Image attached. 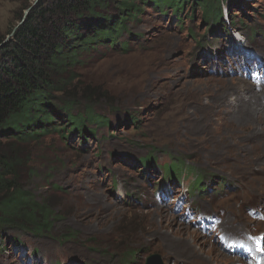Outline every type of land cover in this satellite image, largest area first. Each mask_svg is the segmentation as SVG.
<instances>
[{
  "label": "rangeland",
  "instance_id": "obj_1",
  "mask_svg": "<svg viewBox=\"0 0 264 264\" xmlns=\"http://www.w3.org/2000/svg\"><path fill=\"white\" fill-rule=\"evenodd\" d=\"M38 1L0 0V36ZM220 4L216 24L187 4L178 19L143 4L119 38L125 50L117 42L81 54L70 88L110 124L85 141L52 131L28 146L20 181L53 212L51 228L5 227L0 264H146L151 254L161 264H248L215 233L264 234V98L260 117L245 112L264 93V0ZM243 65L263 83L240 75ZM174 159L224 186L191 192L194 172L167 181L160 165ZM200 212L220 217L214 232L200 228Z\"/></svg>",
  "mask_w": 264,
  "mask_h": 264
},
{
  "label": "trees",
  "instance_id": "obj_2",
  "mask_svg": "<svg viewBox=\"0 0 264 264\" xmlns=\"http://www.w3.org/2000/svg\"><path fill=\"white\" fill-rule=\"evenodd\" d=\"M143 4L164 14L171 11L176 18L187 4L192 11L199 8L210 24L222 20L220 0H39L7 40L0 36V231L7 226L34 235L50 230L53 212L20 181L21 170L29 165L27 148L52 131L65 140L80 136L85 141L98 127L110 124L94 111L90 96L88 105H79L70 88L74 69L82 63L81 54L98 45L120 42L125 50L127 42L119 38ZM175 160L160 165L168 181L184 170L196 173L191 191L206 190V178L216 181L214 175H199ZM12 242L21 243L18 236Z\"/></svg>",
  "mask_w": 264,
  "mask_h": 264
},
{
  "label": "clouds",
  "instance_id": "obj_3",
  "mask_svg": "<svg viewBox=\"0 0 264 264\" xmlns=\"http://www.w3.org/2000/svg\"><path fill=\"white\" fill-rule=\"evenodd\" d=\"M259 65H261V64H259ZM259 65H257V66H259ZM264 65V64H263ZM249 67H250V65H243V68H242V71H240L239 72V74L240 75H244L243 73H244V71L245 70H248L249 71ZM246 68V69H245ZM245 69V70H244ZM245 76V75H244ZM250 78H251V74H249L248 75ZM252 79V78H251ZM253 80V79H252ZM256 84H260V83H256ZM187 168V167H186ZM186 171L187 170H184V176L185 175H188V174H190V173H192V172H190V173H186ZM195 173V172H194ZM196 175V174H195ZM200 175V174H199ZM162 176H163V172H162ZM164 177V176H163ZM181 177V176H180ZM180 177H177V176H175V177H173V179L172 180H174V178H176V179H180ZM165 178V177H164ZM195 178H196V176H195ZM195 178H194V180L193 181H195ZM167 180V179H166ZM172 180H170V181H172ZM168 181V180H167ZM192 181V182H193ZM205 181L206 182H209L210 180L207 178V179H205ZM219 181V183H217ZM218 181H214L213 183L214 184H216L217 186H220L221 185V182H223L224 183V181H220V179H218ZM192 182H189L188 183V186L190 185V183H192ZM162 185H167V184H162ZM188 186H187V189H188ZM216 186V187H217ZM215 187V188H216ZM207 189H208V187H207ZM207 189L206 190H202V191H207ZM188 190H190V189H188ZM191 191V190H190ZM200 191V190H199ZM162 192H164L165 193V190H163ZM191 192H193V191H191ZM161 195H164V196H161ZM165 197V194H162V193H159V195H158V198H159V200L160 201H164V198ZM184 202H182L181 203V205L183 204ZM185 204V203H184ZM193 208V207H192ZM192 208H190V204L188 203L186 206H185V214H187L188 216H192V213L193 212H195L196 210L195 209H192ZM250 210V209H249ZM256 211H259V212H263L264 211V206H263V208L262 209H260V210H256ZM203 214V215H202ZM202 215V216H201ZM213 215H215V216H218V215H216V214H212V215H208V214H206V212H200V213H198V215H197V222H198V225H200V228L202 229V230H205L208 226L211 228V230L214 232V230L215 229H217L218 228V225L217 226H215L214 228H212L215 224H216V217L215 216H213ZM201 216V217H200ZM219 217V216H218ZM219 219H220V217H219ZM220 222V221H219ZM223 234L225 237H226V239L228 240V241H230V242H232L233 240H239V239H243L244 237H245V235L244 236H239V237H237L236 235H227L226 233H224V232H217V233H215V235H216V237H217V240H218V244L222 247V248H224L228 253H233V254H235V255H237L239 258H242V257H240V255L238 254V252H237V250L236 251H232V250H230V246H228V244L226 243V242H221L220 241V239H219V237H218V234ZM251 234H253V233H251ZM233 237V238H230V237ZM158 255V254H157ZM148 257V256H147ZM160 257V256H159ZM242 259H244V258H242ZM146 263H147V258H146ZM160 264H161V257H160Z\"/></svg>",
  "mask_w": 264,
  "mask_h": 264
},
{
  "label": "bare ground",
  "instance_id": "obj_4",
  "mask_svg": "<svg viewBox=\"0 0 264 264\" xmlns=\"http://www.w3.org/2000/svg\"><path fill=\"white\" fill-rule=\"evenodd\" d=\"M254 93V92H253ZM255 94V101H257V103L255 104V105H249L252 109H248L247 107H246V110H245V112H247L248 114H250V116L251 117H260V113H261V111H262V100H263V98H264V93L263 92H259L258 94L257 93H254ZM253 94V95H254ZM244 104V103H243ZM245 106V105H244ZM252 110H254V113L253 112H251ZM243 111V110H242ZM241 111V112H242ZM246 113V114H247ZM249 117V116H248ZM249 168V167H248ZM190 208H191V205H190ZM161 217H164L165 218V216H162L161 215ZM167 218H168V216H167Z\"/></svg>",
  "mask_w": 264,
  "mask_h": 264
},
{
  "label": "water",
  "instance_id": "obj_5",
  "mask_svg": "<svg viewBox=\"0 0 264 264\" xmlns=\"http://www.w3.org/2000/svg\"><path fill=\"white\" fill-rule=\"evenodd\" d=\"M31 7H32V5L29 6V7L25 10L22 19H21V20L16 24V26L13 28L12 33H13L14 30L17 28V26H18L20 23H22V21L24 20L25 16L27 15V13L29 12V10H30ZM7 38H8V37H6V38L4 39V41L7 40ZM4 41H3V42H4ZM1 44H2V43H0V45H1ZM146 264H160V257H159V255H157V254H151V255H149V256L147 257V263H146Z\"/></svg>",
  "mask_w": 264,
  "mask_h": 264
}]
</instances>
